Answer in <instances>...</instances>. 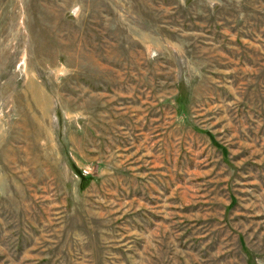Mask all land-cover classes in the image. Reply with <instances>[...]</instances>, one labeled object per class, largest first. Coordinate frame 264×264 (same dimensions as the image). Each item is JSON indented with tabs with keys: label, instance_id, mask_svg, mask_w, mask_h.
<instances>
[{
	"label": "rangeland",
	"instance_id": "1",
	"mask_svg": "<svg viewBox=\"0 0 264 264\" xmlns=\"http://www.w3.org/2000/svg\"><path fill=\"white\" fill-rule=\"evenodd\" d=\"M0 264H264V0H0Z\"/></svg>",
	"mask_w": 264,
	"mask_h": 264
}]
</instances>
